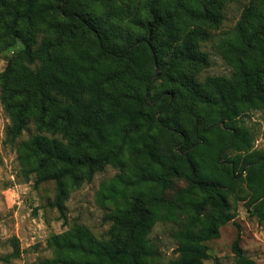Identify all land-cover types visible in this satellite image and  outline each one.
Returning a JSON list of instances; mask_svg holds the SVG:
<instances>
[{
	"label": "trees",
	"instance_id": "obj_1",
	"mask_svg": "<svg viewBox=\"0 0 264 264\" xmlns=\"http://www.w3.org/2000/svg\"><path fill=\"white\" fill-rule=\"evenodd\" d=\"M234 2L0 0V48L23 45L0 74L7 136L36 127L18 146L26 174L55 183L64 215L66 182L120 171L100 192L107 235L76 224L49 238L53 256L39 264H158L157 222L178 224L166 264H205L239 201L264 222V151L238 125L264 110V0L246 4L248 26L222 51L231 76L198 79L210 65L201 43ZM240 242L237 264H256Z\"/></svg>",
	"mask_w": 264,
	"mask_h": 264
},
{
	"label": "rangeland",
	"instance_id": "obj_2",
	"mask_svg": "<svg viewBox=\"0 0 264 264\" xmlns=\"http://www.w3.org/2000/svg\"><path fill=\"white\" fill-rule=\"evenodd\" d=\"M249 1L235 0L230 4L223 25L212 31L210 41L201 43V50L208 54L210 65L198 74L200 81L213 76H231L233 70L222 51L237 28L248 26L250 16L246 14L245 6ZM22 50L20 42L8 50L0 48V74L6 70L10 59ZM9 125L0 90V264H39L41 260L51 258L49 238L76 224L87 227L99 238L106 236L110 223L105 221V216L110 213V205L101 201L100 192L102 186L120 171L108 167L91 182L84 181L80 185L66 182L68 200L62 215L52 205L56 197L55 183L38 185L36 175L28 176L19 160L18 146L36 134L35 124L31 122L29 129L15 141H10L7 136ZM238 125L254 137L252 152L264 151V110L246 112L239 118ZM248 154L232 151L230 157L240 155L242 160ZM184 186L183 182L178 184L180 188ZM241 186L247 188L246 183ZM246 202H238L235 219L220 229L217 239L208 243L211 258L205 264H237L234 244L239 237L245 255L256 264H264V222L251 214ZM177 229L175 223L155 224L150 237L161 254L158 264H166L178 257L174 238ZM17 251L19 256L14 257Z\"/></svg>",
	"mask_w": 264,
	"mask_h": 264
}]
</instances>
